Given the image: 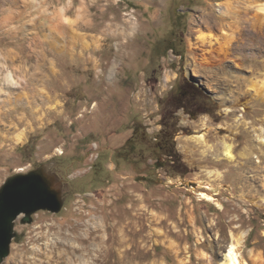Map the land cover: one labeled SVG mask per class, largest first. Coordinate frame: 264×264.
I'll return each mask as SVG.
<instances>
[{
    "label": "rangeland",
    "instance_id": "374dc122",
    "mask_svg": "<svg viewBox=\"0 0 264 264\" xmlns=\"http://www.w3.org/2000/svg\"><path fill=\"white\" fill-rule=\"evenodd\" d=\"M229 1L0 0V188L42 169L63 200L2 264H222L240 237L264 264V12ZM184 79L217 103L178 110L189 172L119 156Z\"/></svg>",
    "mask_w": 264,
    "mask_h": 264
},
{
    "label": "trees",
    "instance_id": "16d2710c",
    "mask_svg": "<svg viewBox=\"0 0 264 264\" xmlns=\"http://www.w3.org/2000/svg\"><path fill=\"white\" fill-rule=\"evenodd\" d=\"M195 110L197 113H212L217 109V103L201 86L184 79L167 102V109L161 119L162 128L156 136H150L141 124L134 128L132 136L126 141L119 156L155 160L157 168H165L172 172L188 173L189 168L183 161L177 148L176 136L180 131L178 110ZM134 160V158H133Z\"/></svg>",
    "mask_w": 264,
    "mask_h": 264
},
{
    "label": "water",
    "instance_id": "95a60500",
    "mask_svg": "<svg viewBox=\"0 0 264 264\" xmlns=\"http://www.w3.org/2000/svg\"><path fill=\"white\" fill-rule=\"evenodd\" d=\"M62 207L63 200L44 170L11 176L0 188V264L10 254L20 215L29 221L38 210L59 212Z\"/></svg>",
    "mask_w": 264,
    "mask_h": 264
},
{
    "label": "bare ground",
    "instance_id": "6f19581e",
    "mask_svg": "<svg viewBox=\"0 0 264 264\" xmlns=\"http://www.w3.org/2000/svg\"><path fill=\"white\" fill-rule=\"evenodd\" d=\"M153 1L156 2V3L160 2V0H153ZM238 1H240V0H238ZM234 2H236V1H234ZM250 2H247L246 6H242V7H244V9L242 10L241 8H238V7L234 8V6L232 5L233 4L232 1H229L226 10L223 11L224 12L223 15L225 16V18H228L230 16H234V15L236 17H239L240 13L241 12L242 13L244 12V15L248 17L249 14L252 12V9H254V7L257 10H260V11H263L264 12V3H263V1H261V0L260 1L259 0H251ZM246 19H248V18H246ZM250 22H252V23L255 24L256 23L255 18L254 17H250ZM200 39L205 41L206 40V37H200ZM1 110H2V106L0 105V111ZM7 110L8 111L6 112V114H4L2 116H8L9 117L10 115H13V113L16 111L14 109H7ZM201 136H203V134ZM225 155L227 157H229V158H232L233 157V153H232V150H231V146H228L227 145L226 151H225ZM201 194L205 198L207 197L209 199H213V196L211 194H209L208 192H202ZM242 238L243 237L234 238V240L229 244L226 252L223 255L222 264H250L246 259H244L242 257V252H241Z\"/></svg>",
    "mask_w": 264,
    "mask_h": 264
}]
</instances>
